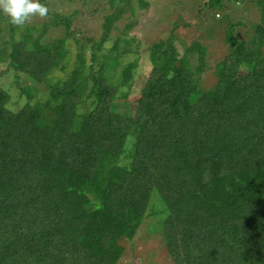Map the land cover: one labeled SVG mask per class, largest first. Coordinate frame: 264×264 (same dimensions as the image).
<instances>
[{
  "label": "trees",
  "instance_id": "16d2710c",
  "mask_svg": "<svg viewBox=\"0 0 264 264\" xmlns=\"http://www.w3.org/2000/svg\"><path fill=\"white\" fill-rule=\"evenodd\" d=\"M225 1L256 6L252 36L227 21L213 64L195 38L182 60L168 44L123 124L132 68L109 69L93 45L70 60L69 27L41 46L48 26L8 25L0 59L33 85L18 111L0 89V264H114L158 203L174 264H264V0ZM206 70L204 88L192 74Z\"/></svg>",
  "mask_w": 264,
  "mask_h": 264
},
{
  "label": "rangeland",
  "instance_id": "374dc122",
  "mask_svg": "<svg viewBox=\"0 0 264 264\" xmlns=\"http://www.w3.org/2000/svg\"><path fill=\"white\" fill-rule=\"evenodd\" d=\"M39 2L47 6V17L43 19L32 17L25 25H14V28L17 27L21 32L26 28L38 30L48 26L49 31L41 40V46L48 44L51 39L59 40L68 33L64 38V46L71 53L70 60L75 46H81L88 52L93 45L97 57L105 56L109 69L119 71L124 67L133 69V81L130 83L127 96L115 100L116 105L121 103L125 107L121 112L124 114L119 117L121 124L125 117L133 114L143 83L153 67L151 61L155 59L160 63L166 54L168 44L172 46L175 59L182 60L186 46L195 38L207 48L210 54L207 59L213 64L226 55L227 47L219 40L227 21L246 23V26L239 25L237 29L239 37L243 40L252 36V27L260 22L256 6L248 7L245 1H239L237 5L233 1L220 0L219 6L211 5L209 0H39ZM215 14L219 15V18ZM10 24H12L10 18L0 11V41L9 36ZM67 27L69 29L66 33ZM85 41L90 44L87 45ZM261 50L264 56V46ZM183 66L191 72V68L192 71L195 69V62L184 60ZM16 74L8 68L7 60L1 58L0 89L4 91L6 107L11 111H18L23 105L24 99L19 96L20 91L33 85L28 83L25 75L15 82ZM61 75L60 69L53 70V78H60ZM248 75L250 71L247 66H243L237 73L236 83L245 80ZM192 77L199 79L200 87L204 88L210 87L214 82V77L207 70L199 77L194 74ZM88 105L84 103L85 111H88L90 107ZM95 170L89 173V180H94ZM122 180L123 178L119 177L116 181ZM155 201L158 202L156 199ZM146 215L130 239L120 240L122 254L114 264H174L162 233V224L167 216L164 206L158 203L153 211Z\"/></svg>",
  "mask_w": 264,
  "mask_h": 264
},
{
  "label": "clouds",
  "instance_id": "9594fccd",
  "mask_svg": "<svg viewBox=\"0 0 264 264\" xmlns=\"http://www.w3.org/2000/svg\"><path fill=\"white\" fill-rule=\"evenodd\" d=\"M0 11L17 26L25 25L32 17L43 19L48 15L47 6L41 4L39 0H0Z\"/></svg>",
  "mask_w": 264,
  "mask_h": 264
}]
</instances>
